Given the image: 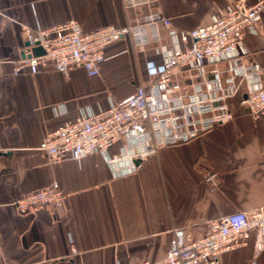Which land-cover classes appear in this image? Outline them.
Listing matches in <instances>:
<instances>
[{
	"label": "crops",
	"instance_id": "0c3cea01",
	"mask_svg": "<svg viewBox=\"0 0 264 264\" xmlns=\"http://www.w3.org/2000/svg\"><path fill=\"white\" fill-rule=\"evenodd\" d=\"M232 1L156 0L152 7L125 10L122 0H0V264L159 262L174 230L197 239L211 221L264 204V115L253 120L236 103L232 121L160 149L125 177L114 178L98 154L52 164L38 150L48 133L81 110H105L148 86L149 69L161 61L153 47L136 48L129 38L106 46L97 77L81 68L68 76L52 67L13 73L22 54H30L25 29L75 20L90 32L130 26L158 12L175 30L190 31L224 15ZM256 28L244 37V60L259 64L264 80V14ZM161 36L169 44L163 31ZM212 170L220 178L211 188L204 175ZM54 182L64 195L61 208L18 213L13 201ZM252 262L264 264L254 235L220 256V264Z\"/></svg>",
	"mask_w": 264,
	"mask_h": 264
},
{
	"label": "built area",
	"instance_id": "2783aa9c",
	"mask_svg": "<svg viewBox=\"0 0 264 264\" xmlns=\"http://www.w3.org/2000/svg\"><path fill=\"white\" fill-rule=\"evenodd\" d=\"M122 2L125 10L156 4V0ZM263 14L264 0L252 5L236 0L224 15L190 31L175 30L158 12L147 13L130 26L90 32L75 20L48 29H25L27 48L40 47L44 55L16 61L14 75L24 69L34 75L52 67L63 76L81 68L89 77H97L106 60L105 47L125 38L139 49L151 46L161 56L158 67L149 69L148 86H138L105 110H81L75 119L48 133L38 150L52 164L98 154L112 176L120 178L137 173L160 149L188 143L232 121L235 103L253 120L259 119L264 115V80L260 65L244 60L243 41L246 34L257 33ZM162 31L169 44L163 43ZM219 178L212 170L204 175V182L217 187ZM63 203L55 182L12 202L20 215L59 209ZM252 235L259 253L264 249V204L211 221L197 239L176 229L165 258L142 264H220L223 253L246 246Z\"/></svg>",
	"mask_w": 264,
	"mask_h": 264
},
{
	"label": "water",
	"instance_id": "95a60500",
	"mask_svg": "<svg viewBox=\"0 0 264 264\" xmlns=\"http://www.w3.org/2000/svg\"><path fill=\"white\" fill-rule=\"evenodd\" d=\"M26 47H28V45H26ZM43 55H44V51L40 47H34L30 50V54H27V55L22 54V57L24 59H28L30 57H38V56H43Z\"/></svg>",
	"mask_w": 264,
	"mask_h": 264
}]
</instances>
